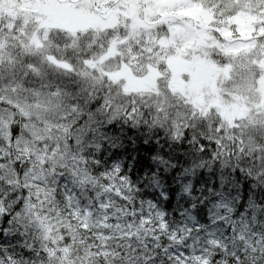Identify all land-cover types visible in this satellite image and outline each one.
<instances>
[{
  "label": "snow or ice",
  "instance_id": "obj_1",
  "mask_svg": "<svg viewBox=\"0 0 264 264\" xmlns=\"http://www.w3.org/2000/svg\"><path fill=\"white\" fill-rule=\"evenodd\" d=\"M0 264H264V0H0Z\"/></svg>",
  "mask_w": 264,
  "mask_h": 264
}]
</instances>
